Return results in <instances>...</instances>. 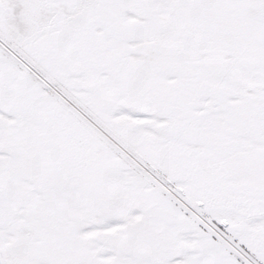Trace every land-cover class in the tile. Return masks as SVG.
Here are the masks:
<instances>
[{
    "label": "snow or ice",
    "instance_id": "6c2138e0",
    "mask_svg": "<svg viewBox=\"0 0 264 264\" xmlns=\"http://www.w3.org/2000/svg\"><path fill=\"white\" fill-rule=\"evenodd\" d=\"M0 264H264V0H0Z\"/></svg>",
    "mask_w": 264,
    "mask_h": 264
}]
</instances>
